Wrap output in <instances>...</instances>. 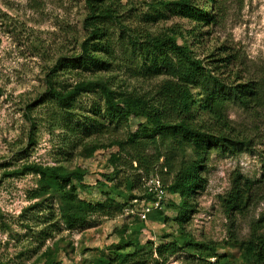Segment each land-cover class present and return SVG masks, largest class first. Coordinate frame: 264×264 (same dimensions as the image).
Returning <instances> with one entry per match:
<instances>
[{"label": "rangeland", "instance_id": "374dc122", "mask_svg": "<svg viewBox=\"0 0 264 264\" xmlns=\"http://www.w3.org/2000/svg\"><path fill=\"white\" fill-rule=\"evenodd\" d=\"M158 1L122 0L124 15L110 28L126 49L117 50L119 61L107 71L92 74L74 63L87 37L84 0H0V264H116L115 251L147 255L162 241L177 243L180 251L159 264H253L242 258L231 231L240 240L255 230L264 232V0H213V10L212 0H190L203 12H214L215 22L204 24L187 18L175 5L180 0H163L169 5L153 13ZM151 14L159 17L144 18ZM134 32L138 37L175 34L178 44L187 46L226 85L262 86L263 101L252 109L228 102L227 135L239 143V151L230 154L213 147L208 152L207 187L193 197L194 212L184 225L177 222L180 201L173 195L161 214L143 224L124 212L115 217L84 214L86 222L76 225L67 220L78 212L70 196L94 205H124L144 197L152 176L170 185L182 161L176 158L167 169L162 157L147 175L116 147L83 159V144L107 146L136 130L150 133L153 127L144 117L131 126L110 120L97 92L82 95L68 110L48 96L46 82L52 74L66 90L81 81H108L112 89L146 95L162 109L155 91L166 77L144 74L138 57L137 78L126 70L134 62L129 50ZM193 95L197 101L198 91ZM194 114L199 126L222 132L210 114ZM148 153L156 151L149 148ZM160 153L166 155V148ZM116 154L120 158L114 162ZM34 164L66 172L81 169L84 182L73 184L74 193L72 185L52 189L41 176L22 174ZM236 180L247 184L248 197L242 210L230 214L224 200Z\"/></svg>", "mask_w": 264, "mask_h": 264}, {"label": "trees", "instance_id": "16d2710c", "mask_svg": "<svg viewBox=\"0 0 264 264\" xmlns=\"http://www.w3.org/2000/svg\"><path fill=\"white\" fill-rule=\"evenodd\" d=\"M84 2L87 15L83 28L87 37L81 44V53L74 63H77L78 70L96 74L111 68L119 61L117 50L121 47L126 49L127 45L113 39L110 28V25L121 22L125 5L122 0H84ZM209 4L210 10H213L214 1L212 0ZM167 5L169 3L160 0L151 8L153 13H158L161 6ZM175 5L187 18L196 23L215 22L214 12L209 14V12L201 11L198 7L190 5V0H180ZM157 17L159 16L151 14L145 15L144 18L153 20ZM130 38L129 50L134 54V62L131 66H127L126 70L137 78L138 57L144 74L166 77L155 91V95L164 103L162 109L158 108V104L152 102L146 95L112 89L108 81L105 83L81 81L66 90L57 85L51 74L47 77V93L53 103L63 110H68L82 95L97 92L103 97L105 112L110 120L131 126L132 121L137 120L138 117H144L153 127L150 133L145 131L138 133L136 130L126 139L114 140L107 146L94 143L83 144L80 157L90 159L99 149L116 147L119 155L130 157L132 165L135 163L137 168L145 171L147 175L162 157L165 158L167 169L173 168L176 158H182L172 183L168 186L164 181L163 183L169 195L179 199L180 210L177 222L184 225L194 212L191 205L193 197L207 187L204 170L208 152L213 147L230 154L239 151L237 148L239 143L227 135L231 130L225 117L228 102L233 101L245 109L255 108L262 104L263 87L256 82L235 87L226 85L210 69L204 67L202 61L193 57L187 46L178 44L175 34L153 36L146 33L138 37L134 32L131 33ZM193 91H198L197 101L194 99ZM194 110L213 116L222 132L199 126L195 121ZM162 147L166 148V155L160 153ZM149 148L154 149L156 153L150 155ZM119 155H114V162L116 158L117 160L120 158ZM25 173L41 176L47 186L52 189L72 185L73 193L76 190L73 184L82 185L84 182V171L81 169L66 172L62 168L34 164L26 166L22 174ZM247 189V184L243 185L237 180L233 183L230 194L224 200L228 213L244 208L245 199L248 197ZM70 198L76 203L78 212L68 216L67 220L69 222L72 220L76 225H83L86 222L84 214L98 213L104 217L123 215L125 210L132 206L133 201L139 199L131 198L124 205L107 202L94 205L79 200L78 196L76 199L71 196ZM143 198L145 197H140V199ZM162 212H153L149 218L155 213ZM231 240L240 247L244 260L253 264H264V232L258 233L255 230L248 239L240 240L233 230ZM153 247V251L147 255L143 251L134 253L115 251L116 264H159L160 261H166L167 257L180 251L179 245L172 241H162Z\"/></svg>", "mask_w": 264, "mask_h": 264}, {"label": "built area", "instance_id": "2783aa9c", "mask_svg": "<svg viewBox=\"0 0 264 264\" xmlns=\"http://www.w3.org/2000/svg\"><path fill=\"white\" fill-rule=\"evenodd\" d=\"M169 193L158 176H152L144 185L143 199L134 200L132 206L125 210L126 216L138 217L142 222H147L149 216L156 211H163Z\"/></svg>", "mask_w": 264, "mask_h": 264}]
</instances>
